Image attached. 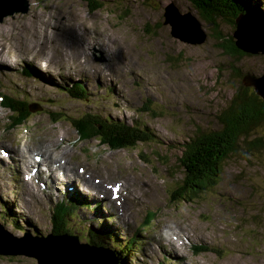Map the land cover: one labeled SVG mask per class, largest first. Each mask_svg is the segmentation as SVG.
I'll return each instance as SVG.
<instances>
[{"label":"rangeland","instance_id":"obj_1","mask_svg":"<svg viewBox=\"0 0 264 264\" xmlns=\"http://www.w3.org/2000/svg\"><path fill=\"white\" fill-rule=\"evenodd\" d=\"M26 1L27 13L0 21V227L26 242L47 237L53 207L80 191L74 196L80 206L71 205L77 210L69 227L83 243L90 228L103 237L110 231L117 243L106 240L104 247L117 258L114 246L135 237L127 264H264V124L241 140L223 163L217 187L193 201L176 203L170 196L185 177L179 144L198 130L218 127L216 115L244 85L243 77L264 73V54L239 61L228 57L213 35L220 32L232 40L231 24L223 22L215 32L188 0ZM8 2L9 8H16L25 0ZM100 2L101 7L92 10ZM171 3L182 14L192 12L201 20L208 34L204 44L193 46L171 35L163 12ZM253 5L264 16V0ZM18 55L24 61L10 64ZM233 65L240 68V76ZM76 83L86 86L87 99L68 94L66 89ZM28 88L36 92L35 98L26 94ZM5 94L41 109L31 112L24 125L9 127L12 114L1 105ZM87 114L127 124L137 121L156 141L119 150L97 138L82 141L68 118ZM22 144L28 145L25 156L33 164L34 156L42 155L38 149L44 151L47 145L70 167L80 166L81 173H92L117 194L120 188L113 202L119 201L127 222H121L119 206L114 212L83 187L66 190L43 183L36 164L25 171L24 179L23 169L18 170L9 153V147L18 150ZM36 161L42 170L44 165ZM28 178L38 183L33 196L24 184ZM150 212L156 213L153 220L140 229ZM15 221L20 228L12 224ZM162 236L174 240L175 250ZM0 264L38 261L0 255Z\"/></svg>","mask_w":264,"mask_h":264},{"label":"trees","instance_id":"obj_2","mask_svg":"<svg viewBox=\"0 0 264 264\" xmlns=\"http://www.w3.org/2000/svg\"><path fill=\"white\" fill-rule=\"evenodd\" d=\"M188 1L206 23L213 25L215 32L216 29H219L218 20L225 19L229 21V16L233 13L230 12L231 5H233L232 1L243 2L247 9L259 14L263 13L253 5L255 0ZM100 7L101 2L91 6L92 10ZM213 37L218 41L217 46L228 57L239 61L241 58L248 56L235 47L233 39L228 41L220 32L216 36L213 35ZM233 67L236 69L235 74L240 76V68L235 65ZM28 73L24 72L25 75ZM66 91L74 99H87L86 93L88 90L82 83L71 85ZM26 94L31 96L29 93ZM1 97V105L12 114L9 127L24 125L32 115L30 111L32 103L25 99H16L12 95L5 94ZM68 119L72 127L77 130L82 141L97 138L110 149H133L138 144L156 141L154 133H147L148 127L143 124H140L141 126L136 125L137 121L132 124L120 123L108 118H101L96 114H87L78 118ZM216 119L219 123L216 129L209 131L198 130L188 140L179 144L178 149L181 150V154L178 161L180 167L184 170L185 177L182 184L171 192L172 202L193 201L200 194L219 185L223 172V163L232 153L236 152L241 140L245 139L255 128L264 124V100L252 88L240 84L227 105L216 115ZM54 120L55 122L59 121V119ZM256 141L260 140L256 139ZM253 143L255 145V140ZM74 214V208L66 201L56 204L52 209V229L50 234L77 236L68 225L69 219H72ZM155 214L150 212L146 223L140 229L146 228L149 222L153 220ZM12 224L17 226L19 223L15 221ZM17 227L20 228L19 225ZM110 233L107 232L106 237H103L94 231L93 228H90L87 233L88 236L82 238V241L96 247L105 248L106 240L113 244L117 243V239H113ZM135 239V237H130L125 244L114 246L118 249L115 251L119 264H127L125 262L126 259L131 256L130 253L134 252L136 246ZM197 249L203 251L206 248L197 246Z\"/></svg>","mask_w":264,"mask_h":264},{"label":"water","instance_id":"obj_3","mask_svg":"<svg viewBox=\"0 0 264 264\" xmlns=\"http://www.w3.org/2000/svg\"><path fill=\"white\" fill-rule=\"evenodd\" d=\"M232 4L230 11L234 10L237 13L233 12L229 16V21L220 19L221 21L218 20L217 23L219 25L223 22L231 24L234 45L239 51L246 55L264 54V16L247 9L243 2L232 1ZM8 5H11V2L0 0V7L5 6L6 8L0 13V21L7 16L27 13L29 10V3L26 0L23 6H16V8H9ZM194 11L199 15L196 9ZM199 17L203 19L200 15ZM164 24L169 25L171 35L183 43L199 46L208 39L201 20L192 12L182 14L175 3L166 6ZM243 84L253 87L255 93L264 100V73L245 75ZM40 109L37 105H31L30 111L35 112ZM0 255H24L35 258L38 264H119V259L113 251L83 243L78 236L49 234L47 237H38L36 241L26 242L23 239L12 237L1 227Z\"/></svg>","mask_w":264,"mask_h":264},{"label":"bare ground","instance_id":"obj_4","mask_svg":"<svg viewBox=\"0 0 264 264\" xmlns=\"http://www.w3.org/2000/svg\"><path fill=\"white\" fill-rule=\"evenodd\" d=\"M0 52H2V51H0ZM2 59H3V52H2ZM10 59H11L10 64H12V65L13 64H18L20 61L18 62L17 60H19V59L23 60V58H21L19 55L17 57H11ZM23 61H21V62H23ZM29 61H31V60H29ZM39 64L41 65V63H39ZM43 64H45V63H43ZM1 67L4 68V66H1ZM2 75L4 76V75H7V74H2ZM40 77L41 78L45 77V72L42 73L40 75ZM90 82H91V80L89 81V83ZM26 93H29L30 95H33L36 92L34 90L31 91L29 89V90L26 91ZM51 93L53 94V92H51ZM47 95H51V94L47 93ZM32 97L35 98V95H33ZM28 144H29V147H30L31 144L30 143H28ZM22 145H23L22 146L23 148L20 147L18 150L15 149L16 147L15 148L9 147V150H11L9 152L11 160L15 163V166H20L21 167V168L19 167L18 170L23 169L22 177L25 174V171L27 169H30L31 167L35 166V164H36L37 165L36 168L39 169L38 170L39 178L42 180L43 183L46 182L48 184V186H52V187L57 188V189H59L60 187L64 186V187H66L65 188L66 190H70V189H72L74 187H75L76 190H81L82 189L81 187H83L86 191L91 192L94 195H96L98 198H100L107 206H111V208H112V210L114 212H115V206H119L120 207L119 201L118 202H113L116 199H118V194L120 195V188H119L118 194H117V192H114V190L111 187H109L107 185V183L104 182L102 179H99V180L98 179L97 180L93 179L94 175L92 173H89V174L88 173H81L80 170L82 168L80 166L79 167L76 166L75 168L70 167L69 164H68V161H65V160L61 161V159H59V158L57 159L55 157L56 156L55 153H53L51 148H49V146H47V145H46L47 149H45L44 151L41 148L38 149L39 152H42V155H37L36 154L34 156V158H33V160L35 161V164H33L32 162L27 160V158H26L27 156H25V152H26V149H28L27 148L28 145H25V144H22ZM34 147H32V148H34ZM48 149L51 151V153H48ZM36 157L38 159H36ZM36 160H38V162H41L44 165L42 170H40V166L38 165ZM28 174H30V173H28ZM26 175L27 174L24 175V179H25ZM24 184H25V186L27 185L28 193H30L31 196H33L34 187H38V183L34 184L28 178V181L24 182ZM63 190L60 189L58 192H61ZM78 192H80V191H75L74 194L71 197L74 198V196H77ZM62 195L65 196L67 194L63 193ZM121 196H123L122 193H121ZM121 196L119 197V199L121 198ZM120 211H121V222L122 223H126L127 222L126 221V216L123 213L124 211H122L121 207H120ZM102 231H103V233H105L106 230L102 229ZM108 232H110V231H108ZM164 235H166V234H164ZM167 236H162V238L164 239V237H165L166 238L165 241H169L170 245H172L173 249L175 250L176 246L173 244L174 240L170 239L169 238L170 236L169 237H167ZM163 249H167V248L164 247Z\"/></svg>","mask_w":264,"mask_h":264}]
</instances>
